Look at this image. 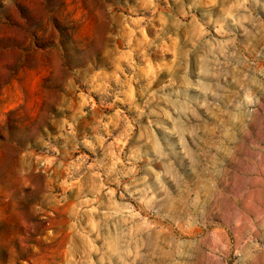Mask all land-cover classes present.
Instances as JSON below:
<instances>
[{
	"label": "clouds",
	"instance_id": "9594fccd",
	"mask_svg": "<svg viewBox=\"0 0 264 264\" xmlns=\"http://www.w3.org/2000/svg\"><path fill=\"white\" fill-rule=\"evenodd\" d=\"M101 3L108 6L106 14L114 15L110 5L118 0ZM207 3V13L220 8L219 18L209 15L201 24L193 16V30L186 37L166 34L170 44L162 35L169 23L163 15L152 39L141 20L131 21L137 28L126 38L128 50L117 56L115 67L124 74L120 62L126 61L133 75L125 80L116 76L121 92L113 103L127 104L135 118L129 120L118 111L119 120L98 122L94 138L85 137L81 143L93 153L102 152V157L92 163L78 157L79 163L60 181L61 202L78 189L79 210L87 218V225L76 229L83 247L71 264H264V67L244 55L254 51V41L264 42V0ZM196 7V0L188 5ZM179 26L176 21L174 27ZM16 40L20 46L14 47L25 51L24 38ZM149 50L170 52L171 59L154 63ZM134 52L145 66L133 60ZM110 54L111 49L105 53L98 47L90 53L80 50L82 63L68 66L91 62L102 69ZM20 66L9 65L8 75ZM137 74L146 80L140 91L141 96L148 94L142 106L132 87L134 80L139 83ZM162 76L159 89L153 90ZM50 86L57 87L56 81ZM103 91L110 95L107 88ZM80 95L81 109L96 108L90 96ZM153 101L156 104L149 107ZM144 117H150L146 125ZM63 123L64 133L74 138V125ZM109 124L118 131L111 142ZM134 125L140 129L137 136ZM130 140L133 144L125 153ZM45 163L51 165L52 159ZM79 223L73 221L74 226ZM54 239L52 233L45 237L49 243ZM0 251L10 253L9 264H35L39 255L28 239L17 243L4 234Z\"/></svg>",
	"mask_w": 264,
	"mask_h": 264
},
{
	"label": "rangeland",
	"instance_id": "374dc122",
	"mask_svg": "<svg viewBox=\"0 0 264 264\" xmlns=\"http://www.w3.org/2000/svg\"><path fill=\"white\" fill-rule=\"evenodd\" d=\"M192 2L153 0L150 5L145 0H118L110 5L112 15L106 14L108 6L101 0H17V8L14 0H0V234L17 243L20 238L28 239L39 249L35 264H71L78 258L83 240L76 229L85 227L87 218L79 210L78 189L61 202L64 189L60 181L67 178L73 164L79 163L78 157L86 156L87 163L102 157V152L93 153L81 143L85 137L94 138L98 122L119 120L118 111L129 120L135 118V110L127 104L120 100L113 103L116 93L121 92L116 76L125 80L133 75L126 61L120 62L124 74L115 67L117 56L128 50L126 38L137 28L131 21L141 20L140 26L152 39L161 28L163 15L169 23L163 26L162 35L170 44L166 34L174 33L183 39L193 30V16L206 24L209 15L213 20L221 15L219 7L206 12L207 0H196L195 10L188 8ZM5 4L9 9L4 8ZM176 21H180L178 28L174 27ZM207 27L215 35L213 26ZM137 36L143 38L139 33ZM21 37L27 55L17 48L20 44L16 39ZM96 47L105 53L111 49L113 53L106 56L105 67L97 68L91 62L80 68L68 66L82 63L80 50L90 53ZM253 48L244 55L255 57L264 67V42L254 41ZM148 55L154 63L171 59L170 52L159 50H149ZM132 58L145 66L137 52ZM13 63L21 66L9 76L8 66ZM137 76L139 83L134 80L132 87L136 89L137 104L142 106L148 95H140L146 80L142 74ZM162 79L163 76L158 78L153 90L159 89ZM52 81L57 87L50 86ZM105 88L110 95H104ZM81 93L90 96L96 108L81 109ZM155 104L153 101L149 107ZM80 111L86 115L81 117ZM149 118L144 117L141 122L146 125ZM65 120L74 125V138L64 133ZM109 130L113 133L111 142L118 131L112 124ZM139 131V126L134 125L133 136ZM132 144L130 140L125 153ZM50 159L51 165L45 163ZM75 219H80V223L74 226ZM49 233L55 236L51 243L45 240ZM10 258L9 252L0 251V264H9Z\"/></svg>",
	"mask_w": 264,
	"mask_h": 264
}]
</instances>
